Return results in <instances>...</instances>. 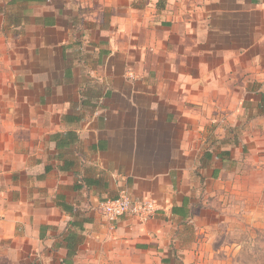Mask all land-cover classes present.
Here are the masks:
<instances>
[{"label": "crops", "instance_id": "obj_1", "mask_svg": "<svg viewBox=\"0 0 264 264\" xmlns=\"http://www.w3.org/2000/svg\"><path fill=\"white\" fill-rule=\"evenodd\" d=\"M160 3L0 0V264H201L264 212V0ZM122 191L158 215L110 222Z\"/></svg>", "mask_w": 264, "mask_h": 264}, {"label": "rangeland", "instance_id": "obj_2", "mask_svg": "<svg viewBox=\"0 0 264 264\" xmlns=\"http://www.w3.org/2000/svg\"><path fill=\"white\" fill-rule=\"evenodd\" d=\"M164 2L166 0H161L158 5L160 12L166 8ZM87 3L116 6L121 11L130 7L140 10L138 13L142 16L151 7V0H87ZM130 13H132L130 10L125 12L128 17ZM2 108L3 105L0 104V110ZM2 119L0 115V125ZM242 171L245 172V169ZM260 183L258 181V184ZM239 201L235 212H231V207L226 206L221 218L215 219L214 227L201 234L200 247L202 246L203 251L201 264H264L263 197L258 190L255 191L251 200L253 206L250 205V208L255 209L254 216L246 212L247 206L244 203L246 197ZM176 263L180 264L179 261Z\"/></svg>", "mask_w": 264, "mask_h": 264}, {"label": "built area", "instance_id": "obj_3", "mask_svg": "<svg viewBox=\"0 0 264 264\" xmlns=\"http://www.w3.org/2000/svg\"><path fill=\"white\" fill-rule=\"evenodd\" d=\"M99 209L102 215L112 223L124 218L147 223L153 220L160 211L159 206L153 200L134 199L126 191H122L116 198L101 201ZM2 218L0 214V220Z\"/></svg>", "mask_w": 264, "mask_h": 264}]
</instances>
